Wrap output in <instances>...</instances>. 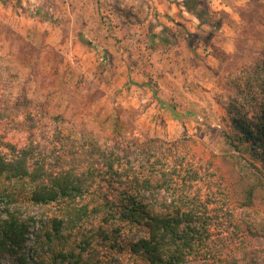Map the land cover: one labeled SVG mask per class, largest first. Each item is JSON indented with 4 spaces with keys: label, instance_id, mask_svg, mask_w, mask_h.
<instances>
[{
    "label": "rangeland",
    "instance_id": "obj_1",
    "mask_svg": "<svg viewBox=\"0 0 264 264\" xmlns=\"http://www.w3.org/2000/svg\"><path fill=\"white\" fill-rule=\"evenodd\" d=\"M227 4L228 12L211 14L215 23L226 21L224 30L216 28L213 39L204 38L196 45L194 59L184 55L189 60L178 63L176 95L162 99L166 107L158 99H132V80L125 70L132 64V53L111 46V53L106 48L96 52V39L77 41L68 18L55 19L60 16V0H0V107L20 113L19 126L7 130L0 124V151L29 148L31 162L45 159L55 165L65 146H86L93 140L134 167L157 151L186 171L191 167L201 171L205 183L198 188L194 182L192 191L207 218H235L244 228L259 226L264 219V166L249 158L261 175L237 157L225 134L233 135L230 119L239 110L233 106L239 99L232 83L263 58L264 0H227ZM109 11L114 12L102 11V23L115 33L123 26ZM138 58L144 60L146 55ZM153 77L147 82L152 89L158 86ZM163 82L166 87L174 83L169 78ZM150 139L157 141L152 151L143 144ZM213 181L221 187H213ZM248 189L252 205L246 207ZM161 193L172 198L170 192ZM55 210L54 205H34L22 195L16 202L0 195V218L6 219L9 211L25 224L21 252L28 258L34 250L41 253L34 241L42 230L50 229ZM213 231L222 234L221 228ZM121 262L116 256L111 263ZM0 264L17 262L0 252Z\"/></svg>",
    "mask_w": 264,
    "mask_h": 264
},
{
    "label": "trees",
    "instance_id": "obj_2",
    "mask_svg": "<svg viewBox=\"0 0 264 264\" xmlns=\"http://www.w3.org/2000/svg\"><path fill=\"white\" fill-rule=\"evenodd\" d=\"M199 5V0H184L187 10L204 19ZM232 84L239 99L233 106L239 110L230 119L234 133H226L225 140L262 175L249 158L264 166V50L263 58ZM19 116L0 107L3 129L19 126ZM156 143L143 144L152 151ZM10 152L0 151V195L14 202L22 195L34 205L56 208L50 229L34 241L41 253L34 250L29 258L21 252L25 224L9 211L0 218V252L14 256L17 264H113L116 256L121 264H264V219L244 228L235 218H207L192 191L194 182L198 188L205 183L195 167L186 171L157 151L134 167L93 140L65 146L55 165L45 159L31 162L29 148ZM244 200L246 207L252 205V189ZM220 228L221 235L213 231Z\"/></svg>",
    "mask_w": 264,
    "mask_h": 264
},
{
    "label": "crops",
    "instance_id": "obj_3",
    "mask_svg": "<svg viewBox=\"0 0 264 264\" xmlns=\"http://www.w3.org/2000/svg\"><path fill=\"white\" fill-rule=\"evenodd\" d=\"M199 1L197 12L204 19L187 10L184 0H69V3L60 0V16L55 19L60 22L62 16L64 21L68 18L70 24L74 25V32L78 33L76 40L80 43L87 37L96 39V44H99L94 48L96 52L106 48L111 53V46L123 54L132 53L131 66L128 62L124 63L128 65L125 66L127 79L132 80V99H174L178 63L182 65V62L188 61L183 59L188 55L194 59V48L204 38L213 39L215 26L220 23L211 19L213 10L223 13L229 10L227 0ZM202 5L204 8L201 9ZM108 9L117 16L115 23L123 26L116 28L115 33L107 30L102 23V11ZM225 25L224 20L219 24L218 31L224 30ZM118 40L120 42L116 43ZM221 48L226 50L225 46ZM142 55H146V59L138 58ZM184 69L179 71L183 72ZM152 74L158 85L153 89L149 88ZM166 78L174 82L169 87L163 82Z\"/></svg>",
    "mask_w": 264,
    "mask_h": 264
}]
</instances>
